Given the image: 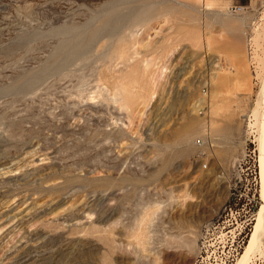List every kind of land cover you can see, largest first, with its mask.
<instances>
[{"label": "rangeland", "instance_id": "1", "mask_svg": "<svg viewBox=\"0 0 264 264\" xmlns=\"http://www.w3.org/2000/svg\"><path fill=\"white\" fill-rule=\"evenodd\" d=\"M263 86L264 0H0V264H235Z\"/></svg>", "mask_w": 264, "mask_h": 264}, {"label": "bare ground", "instance_id": "2", "mask_svg": "<svg viewBox=\"0 0 264 264\" xmlns=\"http://www.w3.org/2000/svg\"><path fill=\"white\" fill-rule=\"evenodd\" d=\"M206 7L212 8V7H215V4L214 3H207ZM117 19H118V17H117ZM115 20H116V18H115ZM230 22H231L230 24H232V21H230ZM233 23H235V21ZM112 27H113V25H112ZM108 28H109V25H108ZM109 32H110V30H109ZM101 34L104 35L105 32L101 33ZM108 35H110V34H108ZM105 38H107V37H105ZM98 41H99V38H98ZM88 46H90V45H88ZM87 48H89V47H87ZM251 116H252L251 129L253 130V133H255V141L257 143L258 149L260 150V154H261L260 155V169H261L260 178H261V195H262V198H263V204H262L261 209L259 210V212L256 215V218H255L256 224H255V227H254V231H253V233L251 235V238L249 239L248 244L245 245V249H244L243 253L240 254V256L236 260L235 264H248L250 262L251 258H253L256 254L258 256H260V257L263 254V250H262L263 249L262 248V244H263L262 240L263 239H262V236L264 237V235H263L264 234V86H263L262 90L259 92V94L257 96V99L255 101V105H254V107L252 109Z\"/></svg>", "mask_w": 264, "mask_h": 264}, {"label": "built area", "instance_id": "3", "mask_svg": "<svg viewBox=\"0 0 264 264\" xmlns=\"http://www.w3.org/2000/svg\"><path fill=\"white\" fill-rule=\"evenodd\" d=\"M227 9H228V11L231 12V13H240V12L243 11V7H242V6H237V5H229V6L227 7ZM251 165L254 166V163L251 164ZM249 170H251V171H250L251 174H252V171H253L254 174H255V169L252 170V169L249 167ZM254 177L256 178V175H255Z\"/></svg>", "mask_w": 264, "mask_h": 264}, {"label": "crops", "instance_id": "4", "mask_svg": "<svg viewBox=\"0 0 264 264\" xmlns=\"http://www.w3.org/2000/svg\"><path fill=\"white\" fill-rule=\"evenodd\" d=\"M228 27H230V28H232V29H236V28H238V27H232V26H228Z\"/></svg>", "mask_w": 264, "mask_h": 264}]
</instances>
